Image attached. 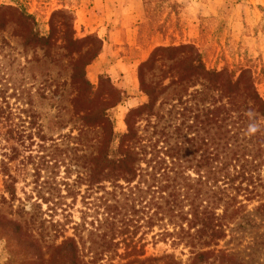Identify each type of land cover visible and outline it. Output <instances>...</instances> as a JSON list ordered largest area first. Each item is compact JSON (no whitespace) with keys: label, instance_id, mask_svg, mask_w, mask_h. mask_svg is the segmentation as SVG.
<instances>
[{"label":"rangeland","instance_id":"rangeland-1","mask_svg":"<svg viewBox=\"0 0 264 264\" xmlns=\"http://www.w3.org/2000/svg\"><path fill=\"white\" fill-rule=\"evenodd\" d=\"M250 2L0 0V7L9 6L31 15L40 36H47L50 26L54 27L53 38L57 40L56 47L47 52L27 46L25 28L18 26L14 16H3L7 26L0 31V148L17 143L19 136L28 132L25 110L40 124L46 140L43 148L38 147L41 142L36 137L26 141L31 146L19 148L17 159L9 165L16 178L13 203L2 201L6 195L0 177V216L14 221L0 220V264H69L66 250L57 249L69 245L76 248V264H192L187 248L172 245L170 239H152L156 229L139 239L141 229L133 238L137 249L142 246V257L123 258L122 246L116 252L100 254L107 247V239L89 237L85 229L74 237L72 227L81 223L84 213L88 224L94 213H102L101 202L96 200L102 193L94 191L82 198L85 187L80 186L79 193L76 189L66 196L56 212L47 211L44 204L40 210H31L37 190L33 169L35 164H42L41 178L63 180L66 165L74 155L73 138H77V132L73 131L72 138L63 136L80 127L76 110L106 109L116 144L126 132L129 114L148 103L150 90L155 91L153 112L159 116H165L179 98L187 105L196 103L190 94L199 87L188 80L194 76L184 72L192 57L186 52H167L152 58L159 48L191 46L207 70H225L234 73L235 78L244 71V80L253 82L264 105V20L244 17L254 8ZM146 63L147 67L141 68ZM79 70L90 84L88 92L71 83ZM154 117L151 121L157 122L159 118ZM143 119L144 116L137 118L136 124L143 126ZM257 124L264 134V120ZM99 134L100 130L94 129L82 135L89 151L95 148L94 140ZM259 172L260 182H256L252 194L255 198L249 195L251 201L229 211L226 237L218 242L216 253L195 264H264V167ZM69 173L71 183L75 174ZM60 189L65 195L62 186ZM260 204L262 207L256 210ZM23 207L24 212L38 214L35 224H30L27 216L18 217V208ZM51 215L53 221L66 224L60 236L48 224L39 223L42 219L48 221ZM15 225H19L20 234L9 231Z\"/></svg>","mask_w":264,"mask_h":264},{"label":"trees","instance_id":"trees-1","mask_svg":"<svg viewBox=\"0 0 264 264\" xmlns=\"http://www.w3.org/2000/svg\"><path fill=\"white\" fill-rule=\"evenodd\" d=\"M5 14L14 16L18 26L25 28V45L37 46L45 52L56 47L54 27L50 26L47 36H40L31 15L9 6L0 7L1 32L7 26ZM167 52H186L192 57L184 72L194 76L188 80L199 87L190 94L196 103L187 105V101L179 98L165 116H159L153 112L155 91L150 90L148 103L129 114L126 132L116 144L106 109L76 110L80 127L63 136L70 138L73 131L77 132V138H73L74 155L66 165L65 177L61 182L53 177L41 178L42 164H35L37 190L30 208L40 210L44 204L47 211L56 212L66 196L76 189L79 193L80 186H84L82 198L94 191L102 193L96 200L101 202L103 211L94 213L89 224L84 213L81 223L74 224L72 230L74 237L85 229L89 237L107 239V247L100 254L108 250L116 252L122 246L123 258L142 257V246L137 249L133 238L141 229L139 239L156 229L152 239H170L172 245L188 249L192 264L203 263L207 256L216 253L218 242L226 237L225 220L229 211L238 210L243 202L255 198L252 194L256 182H260L259 171L264 167V134L257 124L264 120V105L253 82L244 80V71L235 78L232 72L207 70L191 46L159 48L152 58ZM146 67L147 63L141 68ZM140 82L143 85L141 75ZM71 83L83 92L90 90L83 70L75 72ZM24 113L28 120L26 135H20L17 143L0 148V177L6 195L2 201L9 204L16 200V178L9 165L17 159L19 148L31 146L26 141L36 137L41 142L38 147L43 148L46 140L30 111ZM142 116L144 125H137L136 119ZM154 116L159 118L157 122L151 121ZM94 129H99L100 134L94 140L95 148L89 151L81 137ZM69 172L75 174L71 183ZM61 186L65 195L61 194ZM261 207L258 205L256 210ZM22 210L24 207L18 208L19 218L27 216L30 224L37 222L38 214ZM48 217V221L42 219L39 223L48 224L55 235H62L66 224L53 221L52 215ZM0 220L14 222L1 216ZM86 225L91 228L88 230ZM9 231L14 235L21 233L19 225ZM69 246L57 249L66 250L69 264H76V248Z\"/></svg>","mask_w":264,"mask_h":264},{"label":"crops","instance_id":"crops-1","mask_svg":"<svg viewBox=\"0 0 264 264\" xmlns=\"http://www.w3.org/2000/svg\"><path fill=\"white\" fill-rule=\"evenodd\" d=\"M250 3L252 4L254 8H252V11L246 12L244 17H248V18L262 17V20H264V0H251Z\"/></svg>","mask_w":264,"mask_h":264}]
</instances>
